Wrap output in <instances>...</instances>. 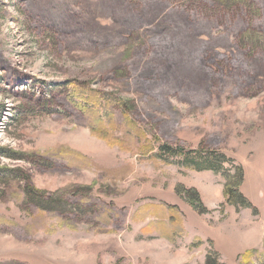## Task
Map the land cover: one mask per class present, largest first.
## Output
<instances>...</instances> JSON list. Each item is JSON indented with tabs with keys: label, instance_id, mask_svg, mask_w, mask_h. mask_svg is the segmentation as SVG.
<instances>
[{
	"label": "rangeland",
	"instance_id": "obj_1",
	"mask_svg": "<svg viewBox=\"0 0 264 264\" xmlns=\"http://www.w3.org/2000/svg\"><path fill=\"white\" fill-rule=\"evenodd\" d=\"M0 264H264V0H0Z\"/></svg>",
	"mask_w": 264,
	"mask_h": 264
},
{
	"label": "trees",
	"instance_id": "obj_2",
	"mask_svg": "<svg viewBox=\"0 0 264 264\" xmlns=\"http://www.w3.org/2000/svg\"><path fill=\"white\" fill-rule=\"evenodd\" d=\"M247 39H249V36ZM162 150L168 151L169 148L165 146L162 147ZM225 160L227 159L224 156L218 157L217 155L201 153L194 160L191 161L187 160L184 165L187 166V168L192 169L194 171H198V172L211 171L217 174L220 172L218 166H220V164ZM222 175L226 180V183L224 185V194L226 201H228L231 205L239 209L252 208L251 203L244 197V195L241 192V187L244 184V180H245V173L243 167L240 166L236 167L235 172L233 174L225 173ZM179 191L183 192L182 194L186 195L192 202L197 203V206H199L202 209V206L199 203L198 193L195 190H179Z\"/></svg>",
	"mask_w": 264,
	"mask_h": 264
},
{
	"label": "crops",
	"instance_id": "obj_3",
	"mask_svg": "<svg viewBox=\"0 0 264 264\" xmlns=\"http://www.w3.org/2000/svg\"><path fill=\"white\" fill-rule=\"evenodd\" d=\"M203 174H205V175H213V176L215 175V173H213L211 171H205V172H203ZM206 178H209V176H206Z\"/></svg>",
	"mask_w": 264,
	"mask_h": 264
}]
</instances>
